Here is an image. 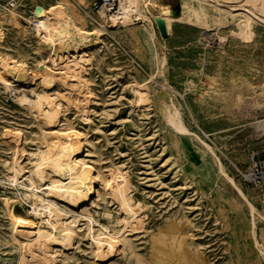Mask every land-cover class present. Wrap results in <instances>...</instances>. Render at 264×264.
Listing matches in <instances>:
<instances>
[{
	"label": "rangeland",
	"instance_id": "374dc122",
	"mask_svg": "<svg viewBox=\"0 0 264 264\" xmlns=\"http://www.w3.org/2000/svg\"><path fill=\"white\" fill-rule=\"evenodd\" d=\"M20 1L17 11L23 16L37 3L61 2L87 29L96 28L80 10L81 0ZM181 1L144 4L150 16H180ZM212 5H205V16L174 23L167 38L154 22L155 42L137 21L109 23L99 35L71 41L69 54L89 60L86 69L73 66L78 80L67 86L42 83L40 60H48L53 48L38 44L34 30L26 35L3 18L1 53L23 62L29 76L15 82L16 89L0 83V264H264V14L257 13L243 36L238 16L225 13V21H216ZM63 54L66 49L56 52ZM146 81L148 96L139 102L134 88ZM23 87L32 103L43 93L54 95V125L31 103H21ZM180 122L188 132L176 126ZM50 127L81 135L78 159L92 169L94 192L84 206L60 203L68 220L76 219V233L64 243L54 231L58 241L47 248L39 244L32 258L13 239L3 208L2 198L18 190L6 180L4 162L12 146L26 149L24 164L35 159L30 152L52 141L43 133ZM120 178L140 205L134 229H123L125 213L106 189ZM29 210L25 201L15 205L17 214L39 221ZM88 214L96 234L116 228L127 238L106 260L94 252Z\"/></svg>",
	"mask_w": 264,
	"mask_h": 264
},
{
	"label": "bare ground",
	"instance_id": "6f19581e",
	"mask_svg": "<svg viewBox=\"0 0 264 264\" xmlns=\"http://www.w3.org/2000/svg\"><path fill=\"white\" fill-rule=\"evenodd\" d=\"M197 2L200 3L199 5L197 4L198 6H195L191 0H182L181 8L183 13L180 16L162 13H151L150 16L146 11L144 0H119L118 8L111 15V21L114 22L111 25L128 26L136 24L137 21L142 24L143 30L148 35L149 40L155 42L156 31L153 26L154 22H156L159 32L166 30L169 36L172 32L174 23L187 18L190 19L193 16L201 17L202 15H207L209 13L204 11L205 5L208 4V6H210V4L214 3L212 6L215 7L214 9L216 11L215 13L213 12L215 17L213 19H216L217 21L222 18L225 21L222 17L225 13H231L238 16V31H240V35L245 36L246 33L250 31L252 22L255 18L258 20V17H256L257 13L264 14V0H250L248 2L245 0H197ZM0 6V9L6 10V12H0V45L7 28L2 20L3 18H7L11 22L12 27H14V24L17 29H22L26 35H28V28L34 30L35 35L33 36V39H35L38 44L53 48L54 53L52 56L48 57V60L45 58L40 60V76L42 83L46 86L54 84L56 81L67 86L71 85V80H78L77 71L73 69V66L86 69L89 59L86 58L87 56L84 54L78 55L76 53L77 55H70L72 53H70L68 49L71 46V41H75L77 38H79V40H76V42L83 41V39L86 40L85 38L90 37L89 35L94 33L99 35L102 32L101 29L103 26L109 24L108 21L103 20L100 21V23L92 22L91 24L96 28L94 30H89L87 29V26H85L83 18L72 14L70 8L61 2L49 5L45 3H37L35 9L40 6V14L37 15L36 12H31L29 16L22 15V18H24L26 23H21L19 21L20 18L18 20V16L21 14L17 11V8H6L1 2ZM97 24L100 26H97ZM60 49H66L67 55L63 54L57 56L56 52ZM1 52L0 49V83L5 85V89H16L14 88L16 86L15 82L22 84L21 80L26 79L27 71L24 68L23 62L21 63L16 60L10 61L3 56V52ZM35 77L37 78V75ZM27 83H30V81H27ZM75 83L77 84V82ZM148 83L149 81L136 84V87L134 88V93L138 95L137 100L139 102L144 101L148 96ZM41 88L44 89L43 87ZM27 91L28 89L26 87L19 89L18 92L20 94L19 99L21 100V103H31L37 110L39 116L41 115L49 121V124L54 125L53 119H57L56 116L58 112V106L52 104L55 102L54 95L52 96L50 92L49 94H37L38 97L36 98L38 99L33 100L34 102L32 103L29 100L30 98L26 95ZM35 91L38 93V90ZM75 96L78 97L79 101V96ZM56 97L57 96H55V98ZM44 99L47 101L46 103H49L47 104L48 108L46 109L43 107L44 101L42 100ZM60 104L61 103H58V105ZM175 122L176 121H174V123ZM176 126L180 130L188 132V129L182 124V122H180L179 126L177 124ZM52 127L49 129L47 128V130L43 132L47 136L52 135V141L45 147L38 146L37 151L30 152V155L35 156V159L29 158L28 162L24 164L22 157L23 155L25 156L24 153L26 152V149L12 146V156L4 162L8 167V172L5 178L10 185H17L18 188L16 189L18 190L15 191L13 195L2 198L3 208L13 239L17 241L20 247L25 252L29 253L32 258L36 256L35 248H37L39 244L47 248L49 243L58 241L55 237L54 231L66 241H63L64 243H67L72 235L76 233V219L68 220L66 217L67 211L60 203H65L66 206L74 208L81 204L83 205L90 193L94 192L92 190L93 186H91L92 169L78 159V155L82 150L81 135L75 132H66L62 128L53 129ZM205 145L208 148L210 147L206 143ZM28 165L31 167L28 168ZM106 189L108 194L118 202L121 210L125 213V216L122 219L125 226L122 228L126 230H129V228L134 229L136 220L140 217V205L133 202L129 193L130 191L127 181L123 178L110 180ZM22 201H25L30 205L29 211L35 215L39 221L24 217L15 212V205ZM91 217L92 215L87 217L89 226V228H87L89 231H93L94 229L92 223L90 226V222H93L94 219ZM42 222H45L47 225H43ZM105 228L108 229L107 226H105ZM115 229L113 231L109 229L108 233L100 231L96 234L93 231V234H90L91 243L98 259L106 260V258L110 257L112 253L117 250L119 251L121 246L127 244V238L124 235H121L123 229Z\"/></svg>",
	"mask_w": 264,
	"mask_h": 264
},
{
	"label": "built area",
	"instance_id": "2783aa9c",
	"mask_svg": "<svg viewBox=\"0 0 264 264\" xmlns=\"http://www.w3.org/2000/svg\"><path fill=\"white\" fill-rule=\"evenodd\" d=\"M20 2V0H6L1 4L6 8H19L21 5ZM78 5L83 15L92 22L103 20L113 24L111 15L118 8L119 0H81ZM31 12L34 13L35 8Z\"/></svg>",
	"mask_w": 264,
	"mask_h": 264
},
{
	"label": "water",
	"instance_id": "95a60500",
	"mask_svg": "<svg viewBox=\"0 0 264 264\" xmlns=\"http://www.w3.org/2000/svg\"><path fill=\"white\" fill-rule=\"evenodd\" d=\"M40 11H41V7L38 6V7L36 8L35 12H36L37 15H39V14H40ZM160 34L162 35V37H167V36H168L166 30H162V31L160 32Z\"/></svg>",
	"mask_w": 264,
	"mask_h": 264
}]
</instances>
